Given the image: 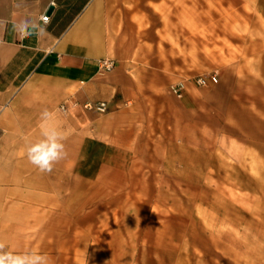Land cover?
Listing matches in <instances>:
<instances>
[{
    "label": "crops",
    "instance_id": "1",
    "mask_svg": "<svg viewBox=\"0 0 264 264\" xmlns=\"http://www.w3.org/2000/svg\"><path fill=\"white\" fill-rule=\"evenodd\" d=\"M193 12L187 0H0V242L7 250L36 251L50 264H179L177 245L168 257L138 258L123 235L99 243L103 218L82 212L83 189L110 184L83 179L81 165L134 155L144 129L155 147L163 131H192L193 108L203 133L218 118L262 141L255 154L264 148V53L229 68L225 53L199 54ZM195 59L203 73L219 74L208 89L187 83L198 73ZM102 60L113 68L102 70ZM178 84L180 98L170 92ZM100 102L103 114L84 109ZM45 110L48 125L64 133L65 155L51 172L27 157L43 138Z\"/></svg>",
    "mask_w": 264,
    "mask_h": 264
},
{
    "label": "rangeland",
    "instance_id": "2",
    "mask_svg": "<svg viewBox=\"0 0 264 264\" xmlns=\"http://www.w3.org/2000/svg\"><path fill=\"white\" fill-rule=\"evenodd\" d=\"M187 1L193 3L199 54L202 48L214 56L225 53L229 68L236 60L249 65L264 53V0ZM195 66L198 73L188 84L217 80V72H202L201 59ZM193 109L192 131H163L155 147L153 133L144 129L134 155L83 161V179L110 185L83 189L82 212L103 218L99 243L117 244L123 235L138 258L168 257V247L177 245L179 264H264V148L259 154L252 148L262 141L219 125L218 118L203 133L201 110Z\"/></svg>",
    "mask_w": 264,
    "mask_h": 264
},
{
    "label": "clouds",
    "instance_id": "3",
    "mask_svg": "<svg viewBox=\"0 0 264 264\" xmlns=\"http://www.w3.org/2000/svg\"><path fill=\"white\" fill-rule=\"evenodd\" d=\"M51 116L52 113L48 110L42 112L41 129L43 138L30 144L27 148L28 160L41 172H51L54 164L65 155L64 144L62 143L64 133L48 125ZM152 211L154 212V209ZM0 264H50V258L36 251L17 254L7 250L6 245L0 242Z\"/></svg>",
    "mask_w": 264,
    "mask_h": 264
},
{
    "label": "built area",
    "instance_id": "4",
    "mask_svg": "<svg viewBox=\"0 0 264 264\" xmlns=\"http://www.w3.org/2000/svg\"><path fill=\"white\" fill-rule=\"evenodd\" d=\"M49 17L43 16L41 21L45 24L48 22ZM100 68L104 71H109L113 68V64L110 61L102 60L100 63ZM211 81L213 83H216V77H211ZM196 83L201 87H207L209 85V82L203 79H197ZM170 91L172 94H174L176 97L180 98L182 97L183 92L185 91V86L183 84L174 85L170 88ZM106 104L103 102L100 103H94V104H86L84 105V109L87 111H93L99 114H103L106 111ZM61 110L64 112L66 111V107H61Z\"/></svg>",
    "mask_w": 264,
    "mask_h": 264
}]
</instances>
